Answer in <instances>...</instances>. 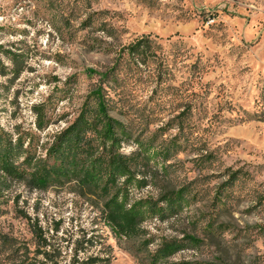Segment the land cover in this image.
<instances>
[{
	"label": "clouds",
	"instance_id": "obj_1",
	"mask_svg": "<svg viewBox=\"0 0 264 264\" xmlns=\"http://www.w3.org/2000/svg\"><path fill=\"white\" fill-rule=\"evenodd\" d=\"M0 66V132L13 149L24 136L11 162L29 173L0 169V264H264V0H0ZM97 88L129 134L115 148ZM57 145L129 161L109 189L132 232L97 228L106 210L79 179L31 185Z\"/></svg>",
	"mask_w": 264,
	"mask_h": 264
},
{
	"label": "trees",
	"instance_id": "obj_2",
	"mask_svg": "<svg viewBox=\"0 0 264 264\" xmlns=\"http://www.w3.org/2000/svg\"><path fill=\"white\" fill-rule=\"evenodd\" d=\"M100 114L105 117L107 122L104 125V131L102 135L106 140L110 139L113 141V148L119 144L117 138V129L119 126L110 117L107 116V107L105 104L100 105ZM97 123H100L98 120ZM77 125L86 127L87 122L83 121V117L77 121ZM115 126V127H114ZM69 131H72L71 129ZM67 135V134H66ZM79 140V137H77ZM71 145V142L69 141ZM23 148V144L18 142L15 149L11 144V140H8L5 144L0 141V169L8 174V177L23 179L25 175L29 173L27 170L24 172L19 171L12 164V158L18 154ZM95 149L89 147L88 155L91 156ZM105 153L97 159L89 162L87 160H81L76 154L64 152L60 149L59 145L54 146L49 156L52 158L51 164L41 165L38 171L30 173L31 181L36 187L45 188L48 185L55 182L71 181L73 179H79L80 185L90 191L100 193L103 196L104 210L103 214L106 217V224L112 229L113 232L125 233L132 232L137 221V214L135 210L132 213H124L122 211V205L117 203L116 195L110 196L109 185L114 186V176L117 172H129V161L125 158L112 155L107 148ZM32 155L29 153V158L25 162L29 166L31 165ZM134 163V161H132ZM107 175V182L101 187L99 181L103 176ZM179 198V197H178ZM176 244L167 245L162 249L161 256H167L177 250ZM153 264H155V258H153Z\"/></svg>",
	"mask_w": 264,
	"mask_h": 264
},
{
	"label": "rangeland",
	"instance_id": "obj_3",
	"mask_svg": "<svg viewBox=\"0 0 264 264\" xmlns=\"http://www.w3.org/2000/svg\"><path fill=\"white\" fill-rule=\"evenodd\" d=\"M91 71V70H89ZM0 74H3V69H2V66H0ZM19 73H17L18 75ZM105 79H107V76H105ZM93 96H96L100 99V105L102 104H105L104 103V91L102 88H97L93 93H92ZM99 109H100V106H99ZM37 111H40V120L38 122V127H43V124H44V120H45V115L43 113L42 110L40 109H37ZM15 115V114H13ZM116 122V125L119 126V131H120V134L122 136H128V132L127 130L124 128L123 125H121L118 121H115ZM19 131V129H17ZM25 135H28L31 139H32V142H33V145H35L36 143V137L34 135H32L31 133H26ZM8 140H10V138H8L5 134H3L2 132H0V141H2V144H5ZM22 143L24 142V136H21V139L19 141V143ZM31 154V153H30ZM32 155V154H31ZM135 162V161H134ZM15 179V178H13ZM66 181H63L61 183L59 182H55V183H52V184H59L61 185L62 187L64 186ZM31 185L35 186L33 182H30ZM49 186V185H48ZM47 186V187H48ZM12 187V184L10 182V180L6 179L4 176H0V198L3 197V193H4V190L6 189H10ZM47 187L45 188H41V189H46ZM86 192L91 194V196H94L96 198V200L93 201V203H96V201H99V203L97 204V207H101L104 208V199H103V196L100 195V193H97L95 192H92L90 191L89 189L85 188ZM183 191L184 190H181L180 192H176V193H170L171 196H175V197H181L183 195ZM219 195V193L217 194ZM19 200H20V197L17 196L15 198V201L16 203L18 204L19 203ZM4 203L7 204V205H11L12 204V201L10 199H7V200H4ZM0 215H8L7 212L5 211H0ZM17 216H24L26 219H28L26 213L24 212H17L16 213ZM63 221H57L55 222V230L56 231H59L60 228H61V225H62ZM96 227L101 229V230H106V231H112V229L106 224L105 220L102 222V223H99V224H96ZM211 227V224H209V228ZM35 237H36V240L41 243V244H47V241L45 240L44 238V235H43V230L42 229H39V228H36L35 230V233H34ZM4 239H7L6 237ZM186 239H189V240H192L194 243H200V241H198L196 239L195 236L193 235H189V236H186ZM89 244L92 243L91 240L88 241ZM167 245H171V244H166L165 247ZM81 248V242H77V249H80ZM36 255L39 256V255H44L47 259H52V257L47 254V253H44L40 250V248L38 247L37 250H36ZM75 264V262H74ZM83 264H105V262H102L99 260V258H92L90 257L89 260L87 261H84ZM108 264H110V262H108Z\"/></svg>",
	"mask_w": 264,
	"mask_h": 264
}]
</instances>
